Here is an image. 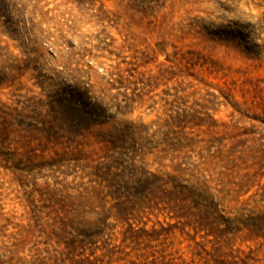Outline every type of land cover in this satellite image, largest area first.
Returning a JSON list of instances; mask_svg holds the SVG:
<instances>
[{
	"label": "rangeland",
	"instance_id": "rangeland-1",
	"mask_svg": "<svg viewBox=\"0 0 264 264\" xmlns=\"http://www.w3.org/2000/svg\"><path fill=\"white\" fill-rule=\"evenodd\" d=\"M263 186L264 0H0V264H264Z\"/></svg>",
	"mask_w": 264,
	"mask_h": 264
},
{
	"label": "trees",
	"instance_id": "trees-1",
	"mask_svg": "<svg viewBox=\"0 0 264 264\" xmlns=\"http://www.w3.org/2000/svg\"><path fill=\"white\" fill-rule=\"evenodd\" d=\"M218 35H219V37H222L225 40L232 41V42L235 41V43H237L239 46L243 47L246 51H252V47L248 46V44L245 40V34L243 32H241L240 30L239 31L233 30V31H229V32H219ZM254 47H256V46H254ZM255 226H258V224H254V226H253L254 229H256ZM258 227H259L258 229H262V230H260V231H262L261 234H258V235L264 236V225L262 226V223L260 221H259ZM232 261H234V260H232Z\"/></svg>",
	"mask_w": 264,
	"mask_h": 264
}]
</instances>
